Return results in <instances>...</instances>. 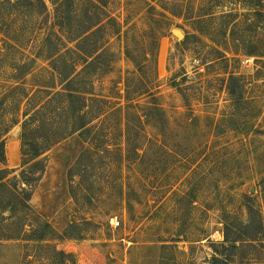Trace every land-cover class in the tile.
<instances>
[{
	"label": "rangeland",
	"instance_id": "374dc122",
	"mask_svg": "<svg viewBox=\"0 0 264 264\" xmlns=\"http://www.w3.org/2000/svg\"><path fill=\"white\" fill-rule=\"evenodd\" d=\"M44 1L39 17L36 0H0V100L58 87L38 40L61 0ZM105 10L96 138L78 132L47 153L32 205L55 236L6 242L0 264H211L226 234L250 223L264 243V0H108ZM22 62L28 72L7 78ZM20 133L5 136L0 169L20 167ZM245 257L264 264V249L234 264Z\"/></svg>",
	"mask_w": 264,
	"mask_h": 264
},
{
	"label": "trees",
	"instance_id": "16d2710c",
	"mask_svg": "<svg viewBox=\"0 0 264 264\" xmlns=\"http://www.w3.org/2000/svg\"><path fill=\"white\" fill-rule=\"evenodd\" d=\"M49 1L56 5L54 0ZM60 3L54 10L52 28L38 40L41 45L38 54L49 61L58 87L43 86L33 94L22 87L0 100V164L6 166L5 136L13 127L21 128L20 167L0 169V253L6 242L41 244L55 236L51 224L32 205L35 188L46 172V155L55 144L78 132L85 136L86 142L93 143L97 135L95 122L107 107V102L94 93V80L101 69L99 62L104 59L97 34L108 0ZM36 4L42 10L39 17L48 13L44 0H36ZM81 4L83 10L79 8ZM15 48L5 42V49ZM29 69L23 62L13 63L7 78L15 80ZM261 219L257 222L258 230L264 228ZM251 226L250 223L240 228L236 240H230L226 234L228 246L222 245L224 253L219 254L221 257L214 256L211 264H234L244 249H264L261 236L252 234ZM25 257L28 259L30 255ZM244 260V264L254 263L250 258Z\"/></svg>",
	"mask_w": 264,
	"mask_h": 264
},
{
	"label": "built area",
	"instance_id": "2783aa9c",
	"mask_svg": "<svg viewBox=\"0 0 264 264\" xmlns=\"http://www.w3.org/2000/svg\"><path fill=\"white\" fill-rule=\"evenodd\" d=\"M112 224H113V225H114V224L119 225V222L114 221V219H113V220H112Z\"/></svg>",
	"mask_w": 264,
	"mask_h": 264
},
{
	"label": "water",
	"instance_id": "95a60500",
	"mask_svg": "<svg viewBox=\"0 0 264 264\" xmlns=\"http://www.w3.org/2000/svg\"><path fill=\"white\" fill-rule=\"evenodd\" d=\"M177 32V31H176ZM176 34H178V33H176Z\"/></svg>",
	"mask_w": 264,
	"mask_h": 264
}]
</instances>
